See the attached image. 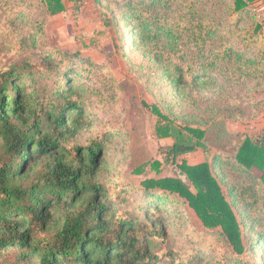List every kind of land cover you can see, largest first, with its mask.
Wrapping results in <instances>:
<instances>
[{"label": "trees", "instance_id": "obj_1", "mask_svg": "<svg viewBox=\"0 0 264 264\" xmlns=\"http://www.w3.org/2000/svg\"><path fill=\"white\" fill-rule=\"evenodd\" d=\"M99 1L112 19L105 13V23L120 32V19L157 77L164 75L183 99L220 87V101L200 116L206 123L253 117L264 104L257 99L264 92V27L243 25L261 0ZM41 3L51 15L67 10L65 0ZM16 19L8 16L0 34V57L20 54L0 66V264H162L176 255L165 250L179 223L167 214L180 212L176 199H185L202 222L195 243L218 235L231 247L224 264H264V134L244 135L233 153L219 151L211 161L178 164L207 150V130L178 124L175 104L165 107L168 115L153 105L161 118L157 136L174 141L167 159L193 189L178 177H153L137 188L123 183L116 195L102 178L108 132L81 141L93 122L84 82L75 78L78 65L90 80L106 66L77 52L38 51Z\"/></svg>", "mask_w": 264, "mask_h": 264}, {"label": "rangeland", "instance_id": "obj_2", "mask_svg": "<svg viewBox=\"0 0 264 264\" xmlns=\"http://www.w3.org/2000/svg\"><path fill=\"white\" fill-rule=\"evenodd\" d=\"M41 1L0 0V34L5 29L6 18L15 17L22 32L29 36V42L35 44L38 51L77 52L80 57L106 66L97 79L90 80L83 75V66L78 65L75 78L79 83L84 82L86 114L93 122L92 129L82 134L81 141L108 132L109 141L104 156L107 167L102 178L112 184L110 188L116 195L120 193L123 183H130L137 188L143 180L153 177H178L193 189L178 167L183 158L189 164L211 161L219 151L233 153L244 135L258 137L264 134V104L253 117H230L206 123V118L200 116L207 106H214L220 101V87L183 99L172 89L171 82L164 75L157 77L149 57H144V51L136 48L129 36L125 35L129 28L120 19V32L115 30L112 22L109 25L105 23V13L109 20L111 18L99 0H65L67 10L57 15L49 14ZM255 13V16L247 15L243 20V25L250 31L256 24L264 27V13L257 8ZM259 33L263 34V29ZM164 43L161 39L160 45ZM19 56L17 52L2 55L0 66L15 63ZM78 62L81 64V61ZM111 75L115 82H112ZM257 99H264V92L258 94ZM169 104H173V107L175 104L181 111L178 124L185 125L186 122L192 127L207 130L204 140L207 150L198 148L179 158L178 164L167 159V146L174 141L157 136L156 127L161 118L151 108L157 105L168 115L169 108L165 107ZM157 161L160 165L156 168L153 163ZM144 163H147L145 172L135 173L136 168ZM254 172L261 174L258 170ZM116 178L119 181L117 187L111 183ZM222 187L229 197L227 188ZM168 204L173 203L170 200ZM174 204L181 213L173 210L167 212L169 219L179 223L170 228L174 242L169 243L165 250L169 252L174 248L176 255L167 257L162 264H224L226 257L230 256L229 244L218 235L210 236L212 241L207 244L195 243L193 240L197 239L194 233L204 230L202 222L185 199H176ZM179 257L182 259L174 261V258ZM256 260L263 263L260 256Z\"/></svg>", "mask_w": 264, "mask_h": 264}, {"label": "built area", "instance_id": "obj_3", "mask_svg": "<svg viewBox=\"0 0 264 264\" xmlns=\"http://www.w3.org/2000/svg\"><path fill=\"white\" fill-rule=\"evenodd\" d=\"M257 9L259 12L264 13V0H261L258 4H257Z\"/></svg>", "mask_w": 264, "mask_h": 264}]
</instances>
